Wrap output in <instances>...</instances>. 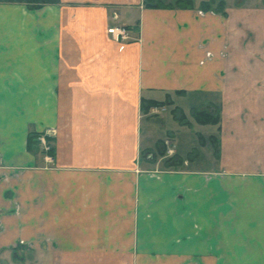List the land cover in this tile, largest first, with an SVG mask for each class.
<instances>
[{
    "label": "crops",
    "instance_id": "obj_1",
    "mask_svg": "<svg viewBox=\"0 0 264 264\" xmlns=\"http://www.w3.org/2000/svg\"><path fill=\"white\" fill-rule=\"evenodd\" d=\"M40 1L0 0V264H264V4Z\"/></svg>",
    "mask_w": 264,
    "mask_h": 264
},
{
    "label": "rangeland",
    "instance_id": "obj_2",
    "mask_svg": "<svg viewBox=\"0 0 264 264\" xmlns=\"http://www.w3.org/2000/svg\"><path fill=\"white\" fill-rule=\"evenodd\" d=\"M176 1H178V0H148V2H150L152 4H158V3H160V4H168V3L175 4ZM181 1L186 2L188 0H181ZM191 1L194 3V2H198L199 0H191ZM225 1H228L229 3H233L234 0H225ZM239 1H242L245 4L246 3L251 4V5L264 4V0H236V2H239ZM27 4L32 5L31 7L36 9L37 12L42 6H44L43 3L40 0H36L35 3H31L30 2V3H27ZM26 17H28V16H26ZM18 18H19V16H17V20H18ZM9 19H10L9 18V14L0 13V21H4V20L8 21ZM190 102H195V101H194V99L192 101H189V103L186 104L187 107L182 105V108H183L185 114L188 113V108L190 106H192V104ZM184 107H185V109H184ZM160 114H161V112H160ZM163 116L166 117L165 123H162V126L155 125L157 127L154 128L153 134L150 135L151 136L150 140H152V144L155 145V143H156L155 140H157V139H161L163 137H164L162 139L163 141L165 139H171L174 142V145H175V154L173 156H170V157H164L162 159V161H161L162 165H163V163L166 160L167 161H172V163H177V162L181 163V162H183L180 159L181 158L182 159L186 158V156H187L186 154H188L187 150L188 149L191 150V147L196 148V150L198 152H200V154H202V151L200 149L201 144H200V141L197 139L198 136H197L196 133H201L202 135L203 134L204 135L205 134H209V132H211V129H212L211 126H201L200 124H196L194 122V120L192 119V121H193L192 128L190 129L191 131L188 132L185 129L179 128V124L177 122H172V120L170 118H169V120L167 119V117L170 116L169 108L163 113ZM188 126L187 127L185 126V127L188 128ZM168 131H170V132L174 131L175 135H170V134L166 135V132H168ZM163 141L159 144V149H158V152L156 153L157 157L158 156L160 157V155L163 156V151H164L163 147H162ZM177 150H178V152H177ZM178 153H179V155H181L180 159H178L179 157L177 158V154ZM205 159H206L205 158V154L203 153L202 156H201V161H199L198 165L199 166L207 165V163L204 162ZM167 165H170V164L167 162ZM28 256L29 255L25 254V253H22V254L14 253V254L10 255V257L8 256V259H7L8 260V264H12L13 262L15 264H28L29 263L28 262ZM21 261H22V263H20Z\"/></svg>",
    "mask_w": 264,
    "mask_h": 264
},
{
    "label": "built area",
    "instance_id": "obj_3",
    "mask_svg": "<svg viewBox=\"0 0 264 264\" xmlns=\"http://www.w3.org/2000/svg\"><path fill=\"white\" fill-rule=\"evenodd\" d=\"M115 19V16H114ZM106 34L110 36V39L114 42H121V41H127L129 39L128 37V31L123 26H112L110 28L106 29ZM55 131L49 130L48 132L44 133V135H41L38 137V141L43 147V151L46 153L50 150V148L46 145L45 137L46 136H54ZM163 147V155L164 157H170L175 154V145L174 142L171 139H165L162 143ZM46 160L51 161V158L48 157Z\"/></svg>",
    "mask_w": 264,
    "mask_h": 264
},
{
    "label": "trees",
    "instance_id": "obj_4",
    "mask_svg": "<svg viewBox=\"0 0 264 264\" xmlns=\"http://www.w3.org/2000/svg\"><path fill=\"white\" fill-rule=\"evenodd\" d=\"M151 106L158 107L160 105L157 103H151ZM195 116H196L197 122L202 123V124H213L214 125V124L218 123L217 117L213 118V117L206 115L204 113H198Z\"/></svg>",
    "mask_w": 264,
    "mask_h": 264
}]
</instances>
